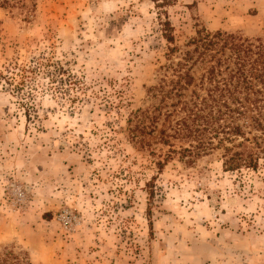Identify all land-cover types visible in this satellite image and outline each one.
Masks as SVG:
<instances>
[{
    "label": "rangeland",
    "instance_id": "rangeland-1",
    "mask_svg": "<svg viewBox=\"0 0 264 264\" xmlns=\"http://www.w3.org/2000/svg\"><path fill=\"white\" fill-rule=\"evenodd\" d=\"M22 2L0 8V254L27 264H264L263 165L223 172L215 151L189 166L170 154L157 170L163 117L143 144L128 132L154 104L147 88L165 63L154 4ZM162 10L177 46L199 28L264 42V0H172Z\"/></svg>",
    "mask_w": 264,
    "mask_h": 264
},
{
    "label": "trees",
    "instance_id": "trees-1",
    "mask_svg": "<svg viewBox=\"0 0 264 264\" xmlns=\"http://www.w3.org/2000/svg\"><path fill=\"white\" fill-rule=\"evenodd\" d=\"M22 1L0 0V8L23 7ZM150 1L157 9L158 31L165 41V63L159 68L161 78L147 88L154 104L133 114V118L138 115L128 130L131 137L143 144L141 135L151 134L162 116L166 126L158 131V140L168 150L155 161L157 170L170 154L189 166L219 151L223 172H256L264 166V42L199 28L177 46L162 10L172 0ZM20 85L21 75L15 88ZM170 140L185 141L186 146L174 149ZM149 183L147 201H152ZM0 264L27 263L4 253Z\"/></svg>",
    "mask_w": 264,
    "mask_h": 264
}]
</instances>
